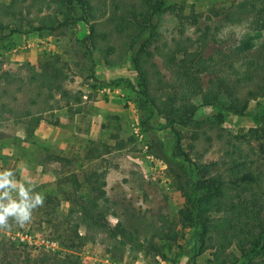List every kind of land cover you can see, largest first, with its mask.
<instances>
[{"label": "rangeland", "instance_id": "1", "mask_svg": "<svg viewBox=\"0 0 264 264\" xmlns=\"http://www.w3.org/2000/svg\"><path fill=\"white\" fill-rule=\"evenodd\" d=\"M56 1L35 0L30 12L17 15L22 33H11L17 27L12 24L15 22L0 30L2 71L26 75L29 68L39 72L46 58L56 57L66 65L64 89L80 97L75 104L72 99L67 101L54 94L45 104L43 95L37 105L31 106V111H45L32 135L12 115L0 114V172L13 170L17 181L30 182L34 191L45 196L30 223L14 225L10 231L0 230V264H210L215 244L196 253L198 224L180 220L185 200L177 188L178 178L156 154L162 153L180 171L191 172L194 181L201 176L197 164L209 167L211 174H224V169L217 171L223 166L214 163L225 158L230 137L246 138L256 127L255 108L257 104L264 106V98L250 101L243 116L208 106L204 92L210 76L203 74L202 85L183 112L184 124L175 127L189 156L187 161L172 156L175 137L165 128L159 107L152 105L150 97L159 98L156 106H160L164 83L170 80L164 55L176 44L181 51L177 63L184 51L190 54L199 49L195 42L199 36L210 37L202 52L205 58L219 49L232 48L239 54L256 49L264 41V0H164L165 7L151 21L156 27L152 37L145 20L137 18L145 29L132 51L124 45L125 35H118V24L127 6L139 10L144 0H113V6L106 0V6L96 5L94 21L76 2L71 7H59ZM146 9L149 17L150 7ZM66 15L69 21L55 26ZM93 23L103 36L99 42L102 53L92 50L84 40ZM144 39H148L150 56L145 61L150 66H146L150 73L149 98L141 94L132 64ZM118 79L123 82L117 84ZM18 96L21 103L17 112H22L32 96L20 91ZM140 103H146L153 113L142 110ZM49 106L55 108L46 111ZM143 120L148 127L141 126ZM135 128L143 138L135 136ZM249 140L256 146L252 138ZM242 147V153L248 156L246 143ZM97 177L105 183L103 200L89 185ZM73 180L79 183V194L85 201H96L102 211L101 224L125 228V239L118 236L115 245L103 229L82 221L80 209L71 198ZM48 197L52 203L46 207ZM70 220L78 226V234L87 237L79 246L63 245ZM168 229L174 231V239L166 234ZM237 244L235 239L223 250L226 264L241 263ZM262 256L252 259L262 260Z\"/></svg>", "mask_w": 264, "mask_h": 264}, {"label": "trees", "instance_id": "2", "mask_svg": "<svg viewBox=\"0 0 264 264\" xmlns=\"http://www.w3.org/2000/svg\"><path fill=\"white\" fill-rule=\"evenodd\" d=\"M28 1L29 3L23 6ZM34 1L9 0L8 3L0 1V30L10 28L11 22H15L12 24L17 27L11 33H22L23 30L19 28V19L16 20V16H20L22 12L25 14L30 12ZM73 2L86 9V15L91 21H94L98 12L96 5L106 6L107 1L101 0L99 3L95 2V5L92 0H57L55 3L59 7H71ZM113 2V0L109 1L110 6H113ZM143 2V6L139 10L127 6L128 10L121 16L119 27L117 26L119 28L117 29L118 35H125L124 45L129 51H132L133 47L138 44L145 29L144 23L140 24L137 18L141 16L145 20V24L150 27L149 36L152 37L156 27L154 22L151 24V21L165 7L164 0H144ZM147 7H150L151 10L149 17H147L149 13ZM6 18L7 22L3 23L2 21ZM67 21H69L68 15L62 22L58 21L54 24H56L55 26L65 25ZM96 26L97 23L90 25L89 33L84 40L88 42L92 50L102 53L103 49L99 46V42H102L103 36L95 30ZM129 29L130 31H128ZM132 29L134 30L131 33ZM209 38L208 36H199L195 41L198 42L199 49L190 54L184 51L183 58L179 63L176 61L177 54L181 52L178 48L179 45L176 44L175 49L170 48V52L164 55L166 69L170 72V80L164 83L159 79V82L164 83V87H166L164 88L166 90H163L164 96L160 106H156V100L159 98L155 100L150 97L152 105L159 107L157 109L165 121V128L170 129L175 137L172 156L187 161L190 160L189 156L181 146V135L175 127L184 124L183 112L195 90L202 85L201 76L203 74L210 76L204 92L205 104L208 106H216L235 115L243 116L250 101L264 98V41L256 49L243 54H239L232 48L219 49L216 53L205 58L202 56V52L208 46ZM146 41L148 42V39H144L140 43L132 64L137 73L138 86L142 89L141 94L149 98L151 93L148 76L150 73H148L146 68L148 64L145 65V61L149 60L150 56L147 53ZM110 51L112 53V49ZM110 54L106 53V55ZM65 66L59 58L48 57L43 61L39 72L28 68L26 75L18 74L19 72L14 75L0 69V114L12 115L13 120L24 125L25 131L32 135L40 121L43 120L42 113L45 111H31V106L37 105L43 95L42 100L45 104L54 98V94L67 101L72 99L77 104L80 97L72 96L68 90L64 89L67 78L63 72ZM154 67L152 66V68ZM120 82L123 80L116 81L117 84ZM13 89L17 92L16 94L10 92ZM19 91L32 96L26 101L22 112H17L21 103V98L18 96ZM4 98L10 99V101L5 102ZM139 106L142 110L148 111L150 115L153 113L146 103H140ZM54 108L49 106L46 111L51 112ZM253 121L256 123V127L250 129L249 135L247 134L246 138L241 135L230 137L226 143L229 149L224 153L226 159L223 158L221 163H214L223 166L217 171L224 169V174L219 172L211 174L209 167L197 164L201 178L194 181L191 172L180 171L162 153L156 154L164 160L168 168L178 178L177 188L185 200V206L179 212L180 220L188 224H198L195 233L198 242L196 253L204 252L215 244L216 250L210 264H226L223 250L235 239L238 241L237 246L243 257L239 264H264V106L256 105ZM141 126L148 127L149 125L146 120H143ZM249 138L256 142V146H252ZM244 143L247 146L248 156L251 155L250 158L242 153ZM100 178L97 177L94 182H89V185L92 186V192L103 200L105 199L103 190L105 183ZM73 184L71 198L80 209L82 221L97 227V229H103L107 239L114 241L115 245L118 236L125 239L123 233L125 228L122 229L119 225L109 227L106 222L101 224L102 211L99 212L96 201L93 198L85 201L79 194V183L73 180ZM194 184H197L196 188ZM51 203L52 199L48 197L46 207ZM215 214L220 215L215 217ZM68 226L69 234L65 243L62 244L64 246L66 244L68 247L83 244L87 237L78 234V226L72 223V220L68 222ZM161 231L165 230L161 229ZM166 234H169L171 239L175 238L173 230L168 229ZM75 240H78V243H75ZM258 255H263V259L253 261L252 258ZM238 262L234 264H238ZM43 264L59 263L44 262Z\"/></svg>", "mask_w": 264, "mask_h": 264}, {"label": "clouds", "instance_id": "3", "mask_svg": "<svg viewBox=\"0 0 264 264\" xmlns=\"http://www.w3.org/2000/svg\"><path fill=\"white\" fill-rule=\"evenodd\" d=\"M44 201L45 196L34 191L30 182L17 181L13 170L0 172V230L10 231L14 225L30 223L33 211Z\"/></svg>", "mask_w": 264, "mask_h": 264}, {"label": "built area", "instance_id": "4", "mask_svg": "<svg viewBox=\"0 0 264 264\" xmlns=\"http://www.w3.org/2000/svg\"><path fill=\"white\" fill-rule=\"evenodd\" d=\"M134 133H135V136H136L138 139L143 138V135H142V133H140V132L138 131V128H135Z\"/></svg>", "mask_w": 264, "mask_h": 264}]
</instances>
